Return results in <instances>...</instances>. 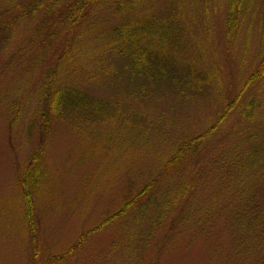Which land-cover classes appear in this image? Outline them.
<instances>
[{"label":"rangeland","instance_id":"obj_1","mask_svg":"<svg viewBox=\"0 0 264 264\" xmlns=\"http://www.w3.org/2000/svg\"><path fill=\"white\" fill-rule=\"evenodd\" d=\"M118 1L99 0L69 36L61 9L49 24L45 11L18 22L30 0H0V264H264V78L195 153L166 166L217 123L263 60L264 0L231 36L227 0H146L139 18L178 25L158 34L169 43L156 49L174 57L168 70L184 81L190 66L209 76L196 92L175 79L131 76L138 68L124 70L125 60L105 51ZM68 39L73 51L58 85L108 101L120 117L94 126L53 119L47 180L34 198L35 243L19 179L42 143L39 91ZM83 47L88 66L113 63L105 75H97L102 66L94 72L108 82L75 66ZM250 100L257 123L243 119Z\"/></svg>","mask_w":264,"mask_h":264},{"label":"trees","instance_id":"obj_2","mask_svg":"<svg viewBox=\"0 0 264 264\" xmlns=\"http://www.w3.org/2000/svg\"><path fill=\"white\" fill-rule=\"evenodd\" d=\"M98 1L99 0H30L27 6L20 9L14 20H18V22L21 20L29 21L41 11H45L44 23L49 24L55 14L61 9L66 30L69 36H71L83 22L88 10L95 6ZM146 2V0L118 1L115 5V11L119 15L120 22L107 32L106 35L108 38L104 44L106 47L105 51L118 58L124 59V70L126 69L129 71L131 64L138 68V71L135 74L129 71L132 74L131 76L142 77L146 80L152 79L151 81L175 79L180 83V88L183 90L186 89L187 91L190 90L193 92L200 90L199 88H201L203 83L209 80L208 75L203 76L200 73L195 72L194 68L190 66V70L185 74L189 78L184 81L183 79L186 77H182L183 75L180 76L177 72L168 70L169 66L173 63L174 57H168L166 50L161 54L160 51L156 49L163 44L167 46L169 43V41L161 42L158 34L164 30V28L177 31L178 28L176 27H178V25L176 23H168L165 27L164 20H161L162 23L154 18H139L138 14L141 12ZM227 2L228 17L226 26L228 34L231 36L233 32L238 30L240 23L248 16L255 1L227 0ZM158 22L160 23L158 24ZM9 25L14 27L13 22L9 23ZM72 51V40L68 39L64 52L59 56L58 61L47 70L46 79L38 96V103L42 117L40 127L42 143L40 148L23 167L19 179L26 204V214L29 221L30 234L35 243H37V235L35 228L34 198L47 180L48 172L43 163V156L46 152V144L51 133L53 119L70 121L79 125L88 123L89 125L94 126L107 122L116 124V119L120 117V111L117 112V116L111 113L113 107L108 101L90 96L84 90L71 85H58V71L63 63L71 59ZM86 58V48H80L78 59L74 61V64L76 67L86 66L89 68L91 70L89 77H91L92 80L96 79L95 77L99 74L105 75L106 72L104 70H107V67L110 66V64L113 65L112 62L108 61L107 63L104 58L98 61L95 66H90L93 63V61L90 60L88 66ZM99 66H102L103 69L97 70V75L95 76L94 72ZM159 66H161L162 69H160ZM93 67L95 68L93 69ZM190 71H193L194 74H189ZM262 78H264V58L255 72L251 74L245 82L237 97L230 104H227L217 123L204 134L199 135L179 148L172 159L168 161L166 166H172L181 161L185 156L195 153L203 145L205 140L207 138L209 139L210 136L225 123L230 112L238 106L241 98L247 90ZM109 80L110 78L108 77L107 81L106 79L103 81L96 79V81H94L102 84ZM253 103L254 102L250 100L249 103L244 104L242 108L243 119L246 122L257 123L258 117L248 112ZM128 123L129 121H124L123 125ZM151 187H153V183H150L143 192H147ZM129 205L130 204H127L122 207L119 213L109 217L95 229L82 234L71 252H74L76 248L80 247L92 233L102 230L105 226L115 220L117 216L123 215L129 208ZM35 264L39 263L35 261Z\"/></svg>","mask_w":264,"mask_h":264}]
</instances>
